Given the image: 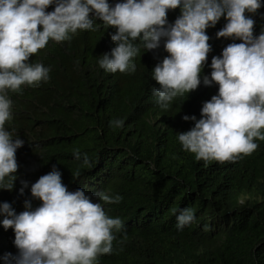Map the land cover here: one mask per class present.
<instances>
[{"label": "trees", "instance_id": "trees-1", "mask_svg": "<svg viewBox=\"0 0 264 264\" xmlns=\"http://www.w3.org/2000/svg\"><path fill=\"white\" fill-rule=\"evenodd\" d=\"M108 2L114 7L126 0ZM261 5L255 14L245 13L255 21L254 37L264 32V0ZM54 9L55 4L46 12ZM180 15V8L169 10L168 25ZM90 18L95 31L49 40L30 58L29 63L50 68L48 82L22 85V94L7 92L13 103L5 129L24 143L16 152L14 188H0V204H11L17 215L28 210L26 201L33 211L40 207L31 186L55 167L70 192L83 190L110 218L122 221V228L114 230V252L98 256L94 264H264V140L256 139L258 148L236 162L207 166L183 151L178 140V134L195 127L183 117L198 121L204 103L219 94L218 84L203 83L205 76L211 79L213 57L222 58L225 47L242 43L217 38L226 18L206 30L211 51L199 87L175 98L167 110L157 103L154 93L161 86L152 77L169 56L166 38L156 50L141 48L131 61L134 73H110L98 61L116 47L111 37L117 30L105 27L94 12ZM114 120H123V127L113 128ZM85 155L91 167L83 166ZM100 191L122 200L105 204L96 196ZM184 209L193 210L194 221L178 229ZM4 218L0 215V264H15L4 259L19 255L14 229H4Z\"/></svg>", "mask_w": 264, "mask_h": 264}, {"label": "clouds", "instance_id": "clouds-1", "mask_svg": "<svg viewBox=\"0 0 264 264\" xmlns=\"http://www.w3.org/2000/svg\"><path fill=\"white\" fill-rule=\"evenodd\" d=\"M53 4L54 11L46 12ZM261 6V0H126L114 7L108 0H0V188L13 190L16 152L24 143L5 129L13 103L7 97L8 90L20 92L22 85L39 87L48 82L50 68L29 63L30 58L49 40L62 42L70 40L69 34L77 30L95 31L92 12L105 27L117 30L111 37L116 47L98 61L107 72L134 73L136 64L131 61L141 48L156 50L166 38L164 48L169 56L152 74L161 86L154 95L163 110L178 96L199 87L211 51L206 30L225 17L227 23L217 38H235L242 43L229 44L222 58L213 57L211 79L205 76L203 83L218 84L219 94L204 103L198 121L195 116L183 117L195 121V127L178 134V140L183 151L195 154L205 166L211 161L223 164L251 155L258 148L254 141L264 140V32L254 37L255 21L245 13L255 14ZM177 8L181 15L168 25V11ZM123 124V120L111 122L113 128ZM74 155L80 160L78 149ZM83 166L91 167L87 155ZM31 193L42 201L34 211L28 201V210L18 215L11 204H0V215L5 217L2 225L5 230L14 229L19 250L17 257L7 254L6 261L94 264L98 256L114 252V230L122 228V221L110 218L103 205L93 203L83 190L70 192L58 169L41 176L31 186ZM96 196L105 204L122 200L106 191ZM177 220V228L183 229L194 221L193 210H181Z\"/></svg>", "mask_w": 264, "mask_h": 264}, {"label": "rangeland", "instance_id": "rangeland-1", "mask_svg": "<svg viewBox=\"0 0 264 264\" xmlns=\"http://www.w3.org/2000/svg\"><path fill=\"white\" fill-rule=\"evenodd\" d=\"M240 203H243V201H241Z\"/></svg>", "mask_w": 264, "mask_h": 264}]
</instances>
